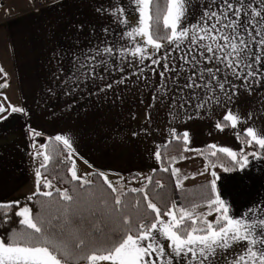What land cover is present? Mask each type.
Masks as SVG:
<instances>
[{
  "label": "snow or ice",
  "instance_id": "1",
  "mask_svg": "<svg viewBox=\"0 0 264 264\" xmlns=\"http://www.w3.org/2000/svg\"><path fill=\"white\" fill-rule=\"evenodd\" d=\"M129 8L136 13L135 17L127 14ZM96 10L108 13L124 31L119 41L105 38L101 44L75 57L72 74L64 81L69 87L75 85L73 91L81 84L87 87L89 81L95 86L97 80H105L104 74L114 70L123 73L125 63L128 68H138L131 75L137 80L143 77L147 86L150 81L147 69L159 77L154 82L152 100H159L167 108L171 124L199 117L201 111L211 115L214 106L235 104L241 90L251 95L264 87V0H164L163 7L160 0H128L127 7L120 0H113L110 7ZM104 32L107 34L109 29ZM125 38L127 41L121 43ZM128 42L131 47L127 46ZM127 79L122 76L115 83L122 84ZM7 86V83L0 84V88ZM112 87V83H107L100 91ZM260 103L264 105V97ZM7 111L0 104V120L7 119L3 115ZM10 111L23 113L25 110L10 106ZM253 116L250 111L245 119L238 109L233 112L228 108L224 123L217 122L215 127L221 131L229 126L236 129ZM32 135L41 134L32 130ZM244 135L248 138L246 146L254 144L257 150L237 152L210 144L209 151L205 152L188 148V131L178 133L175 127L170 128L169 136L178 141L182 139L184 151H196L204 157V170L199 174L208 172L210 179L201 186L202 203L185 206L173 199L163 209L149 195V186L153 184L151 174H135L132 179H138L141 186L127 188L126 181L131 183V179L124 176L118 175L113 182L104 172L89 173L102 180L112 202L109 204L107 199L98 197L92 191L93 180L78 175L71 139L56 135L54 139L62 142L70 163L67 169L70 179L64 182L74 184L75 195L68 188L56 187L55 194L59 197L56 214L46 211L52 208L54 184L40 170L47 169L51 160L47 144L42 145L45 151L34 153L43 157L35 170L36 191L26 199L32 201L43 196L46 202L36 212L27 203L21 206L19 200L0 202V229L3 230L0 264H264V197H258L236 215L217 186L220 178L217 167L224 172L237 168L243 171L250 164V156L264 159V134L249 126ZM236 136L240 139L239 132ZM161 147L154 153L157 162L162 161ZM218 153L228 158L227 164L219 160ZM175 162L176 157H172L169 164ZM160 171H170L175 177L176 189L184 191V181L189 177H181L178 167L161 165ZM76 185L86 196L81 195ZM155 186L164 188L160 180L155 181ZM41 187L47 191H41ZM129 193L137 195L132 205L134 211H129L125 203ZM97 199L103 209L99 213L103 223L97 222L89 229L86 214L97 215ZM200 207L206 211H198ZM13 217L18 218L17 226L10 227ZM105 227H108L107 233Z\"/></svg>",
  "mask_w": 264,
  "mask_h": 264
},
{
  "label": "crops",
  "instance_id": "2",
  "mask_svg": "<svg viewBox=\"0 0 264 264\" xmlns=\"http://www.w3.org/2000/svg\"><path fill=\"white\" fill-rule=\"evenodd\" d=\"M120 2L128 6V0ZM112 3L113 0H26L24 6L18 7L3 0L0 84L8 86L0 88V104L8 111L3 114L7 119L0 120V202H21L36 191L35 170L40 164L33 157L38 147L44 145L45 137L64 135L71 139L79 176L90 178L89 173L101 171L115 182L121 175L131 179V183L126 181V187L131 188L141 186L138 179H132L135 174L147 176L160 167L154 153L158 146L173 139L169 136L172 127L178 133L189 132L190 149L216 144L237 152L241 149L252 152L251 147H243L236 133L242 134L252 126L264 134V114H261L264 105L260 103L264 87L251 95L241 90L235 104L214 106L211 115L201 111L199 117L171 124L167 108L159 100H152L154 82L159 77L147 69L150 77L147 86L143 77L137 80L131 75L138 68H128L125 63L123 73L114 70L104 74L105 80H97L95 86L89 81L87 87L81 84L73 91L75 85L69 87L64 81L72 74L75 57L101 44L105 38L119 41L124 31L108 13L96 10L110 7ZM127 14L136 16L130 8ZM126 41L127 38L120 42ZM127 46L132 45L128 42ZM122 76L128 79L116 84L115 80ZM107 83L113 87L100 91ZM10 106L25 111L11 113ZM228 108L233 112L238 109L245 119L250 111L254 116L247 123L238 124L236 129L229 126L221 131L215 125L224 123ZM32 130L41 135L33 137ZM183 157L172 165L180 169L181 177H189L184 181V191H178V202L185 206L202 203V197L196 192L210 179L208 172L199 174L206 161L196 151H186ZM249 160V166L243 171L215 169L220 177L218 190L236 215L258 197H264V159L250 156ZM198 211L206 209L200 207Z\"/></svg>",
  "mask_w": 264,
  "mask_h": 264
},
{
  "label": "trees",
  "instance_id": "3",
  "mask_svg": "<svg viewBox=\"0 0 264 264\" xmlns=\"http://www.w3.org/2000/svg\"><path fill=\"white\" fill-rule=\"evenodd\" d=\"M161 7L164 5V0H160ZM160 34H163V28H162V22H161V32ZM49 137H45L44 139V145L47 144V153L51 156V160L47 166V169H40L41 172L46 176L48 179L53 180V184L57 185L59 188L64 189L68 188L70 193L75 195V193H72V188L74 186L73 183H65V180L70 179V173L67 172L68 167H70V163L66 160L67 151L64 148L62 142L55 141L54 137H51L53 139L49 140ZM248 138L244 135V133L240 134V141L244 148L251 147V149L257 150V146L254 144L252 146H246V140ZM205 152L209 151L207 146H204L201 148ZM162 154V161L160 162V167L158 169H155L156 171L151 173L153 175V184L149 186L148 192L150 197L153 198V202L157 203L158 206H160L162 209L165 207L166 204H170L171 200L175 199L178 201V191L179 189H176L175 187V177H172L169 172H162L160 171L161 165L164 167H171L172 165L169 164V161L172 157H176L177 159H180L184 156L186 151H184V144L181 140H175L171 139L169 142H167L163 147L160 149ZM218 158L221 162L228 163V158L224 156V154L218 153ZM216 159V158H213ZM238 169V168H237ZM236 169V170H237ZM235 171V170H234ZM94 172V171H93ZM55 177V179H53ZM91 180H93L94 187L92 191H94L98 197L102 199H107L109 201V204H111V195L110 191H106V186L103 185L102 180L99 177L90 176ZM160 180L164 184L163 189L156 188L155 181ZM77 190L81 192L82 196H86V193L83 192V190L79 189V185H76ZM43 187H41L42 189ZM53 196V202H52V208L50 210L46 209V211H51V214H56V208L58 206L59 197L57 194ZM137 198L136 194L129 193L127 197H125V203L128 205L129 211H134L132 208V205L135 203V200ZM46 202V198L43 196H37L34 197L32 201H28L27 199L20 202L21 206H23L25 203H27L30 207L33 208L34 212L40 211L41 204H44ZM95 206L97 209V215L96 216H88L86 214L85 223L90 229L93 224H96L97 222L103 223V218L99 215L100 211L103 209L100 206L99 199L96 200ZM143 206V201H142ZM18 218L13 217V221L10 225V227L17 226ZM105 232H108V227H105ZM3 233V230L0 229V234Z\"/></svg>",
  "mask_w": 264,
  "mask_h": 264
},
{
  "label": "rangeland",
  "instance_id": "4",
  "mask_svg": "<svg viewBox=\"0 0 264 264\" xmlns=\"http://www.w3.org/2000/svg\"><path fill=\"white\" fill-rule=\"evenodd\" d=\"M4 1H5L7 4H13V5H15V6L20 7V6H24V2H25L26 0H4ZM38 151H45V149H42L41 146H40V147H38V149L36 150V152H38ZM33 161H34L35 163H39V164H41V163L43 162V157H42V156H38V157H37V156H34V157H33ZM56 187H58V186L54 184V188H53V190H55ZM41 191H47V189L42 188ZM196 193H199L198 195L201 196L202 190L199 191V192H196Z\"/></svg>",
  "mask_w": 264,
  "mask_h": 264
},
{
  "label": "built area",
  "instance_id": "5",
  "mask_svg": "<svg viewBox=\"0 0 264 264\" xmlns=\"http://www.w3.org/2000/svg\"><path fill=\"white\" fill-rule=\"evenodd\" d=\"M2 3H3V0H0V6L2 5Z\"/></svg>",
  "mask_w": 264,
  "mask_h": 264
}]
</instances>
